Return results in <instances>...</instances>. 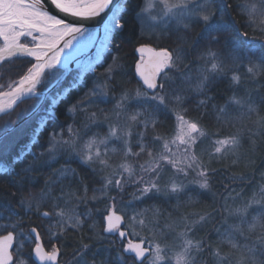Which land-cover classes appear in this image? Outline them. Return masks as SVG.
<instances>
[{
	"label": "snow or ice",
	"instance_id": "1",
	"mask_svg": "<svg viewBox=\"0 0 264 264\" xmlns=\"http://www.w3.org/2000/svg\"><path fill=\"white\" fill-rule=\"evenodd\" d=\"M237 7L247 16L249 27L256 24L257 18L262 20L259 31L264 38V0ZM194 25L201 27L199 40L185 46L183 34ZM230 31L231 25L217 16L216 0H0V80L5 75L10 77L0 84V116L10 115L25 100L36 101L0 126V174L14 173L22 190L25 181H36L33 173L51 168L60 159L64 161L45 179L39 198L25 199L22 195L18 201L25 214L54 219V224L46 228L29 224L25 231L23 217L17 214L13 219L11 214L5 217L0 212V221H6L0 222V230L7 233L0 235V264H60L63 244L51 241L61 240L69 227L80 231L90 219V239L118 235L120 247L114 264H207L205 255L215 264H264V171L260 173L259 191L251 198L229 189L222 197L221 209L195 213L194 220L187 215L176 222L166 219L172 243L163 238L164 230L159 228L163 216L160 206L138 207L161 198H175L179 204L182 194L192 201L190 186L196 198L210 191V181L217 171L212 167L214 161L230 160L233 165L246 161V166L253 165L255 139L250 137L252 147L244 149L239 132L223 138L219 133H209L200 119L186 115L184 107L189 99L186 93L203 95L225 74L228 61L233 65L232 84L241 82L236 70L239 67H244L246 76L253 79L264 74V44L247 39V32L237 30L236 35H224ZM133 36L137 41L134 54L139 56L133 74L137 85L133 89L121 87L116 96L119 86H114L113 73L123 65H117L114 53ZM222 41L223 49L214 50L213 46ZM93 48L95 53L89 56ZM73 63L75 68L71 67ZM96 67L104 71L85 78V72L94 73ZM81 89H86L83 95L73 99L72 93ZM210 99L205 95L197 100V108H206ZM113 100L111 109L89 112L90 106ZM228 103L244 105L235 93ZM61 106L63 114L72 117V124L60 122ZM247 107L249 113L256 111L251 104ZM218 112L217 119L226 116L227 103ZM78 114L85 117L80 128L74 126ZM169 120L174 123L167 132L157 131ZM255 124L264 130V117ZM101 126L107 127L106 133L88 136L92 127ZM45 131L48 136L41 144ZM114 142L120 144L119 149L112 146ZM36 146H40L39 152L32 150ZM117 151L121 161L113 165L110 153ZM28 156L31 160L25 163ZM77 162L98 177L95 182L100 186L92 189L91 197L87 195L85 177L72 167ZM17 164L24 165L20 171H16ZM244 178V173L231 177L233 181ZM57 186L58 194L53 192ZM73 200L76 206L85 205V211L78 213ZM89 200L104 203L105 207L94 212L87 207ZM253 205H259L262 211L248 223L246 235L241 225ZM42 207L47 210L41 211ZM221 212L226 214L221 224L227 227L223 231L215 229L217 241L194 235L197 226L209 223L214 214ZM97 214L99 221L93 218ZM230 216L239 217L240 223L228 224ZM38 229L47 232V246ZM257 229L251 244L236 242V233L248 240ZM109 243L115 246L116 240ZM221 245H228V251H223ZM90 248V244L80 241L75 264H89L85 256ZM91 264H97L95 259ZM99 264L109 262L105 259Z\"/></svg>",
	"mask_w": 264,
	"mask_h": 264
},
{
	"label": "trees",
	"instance_id": "2",
	"mask_svg": "<svg viewBox=\"0 0 264 264\" xmlns=\"http://www.w3.org/2000/svg\"><path fill=\"white\" fill-rule=\"evenodd\" d=\"M252 0H216V9H217V16L223 17L225 21H227L231 25V31L229 33H225L224 35H236L237 30L241 33L247 32L248 37L247 39L254 41L257 45L264 44V38H262L261 32L259 31V28L261 27L262 20L260 18H257L256 24L253 26L256 28V31H253V27H249L248 25V18L246 15L241 14V9L237 7V5L245 4V3H251ZM231 5V7H229ZM201 31V27L199 25H194L192 29L183 34L187 40V45L190 46L197 42L199 40L198 34ZM146 42V41H145ZM164 43H171L170 41H165ZM137 46V41L135 37H132V40L130 43H125L121 45V49L119 52L114 53L115 56L118 57L117 59V65H123V67H116L113 78L115 80V85H118L119 87L116 88L115 95L118 96L120 92L121 87H126L129 89H133L137 85V78L134 77L135 72V61L139 59L137 54H134V47ZM155 46V44H153ZM172 46H175L174 44ZM214 50L223 49L224 44L223 41L220 45L213 46ZM200 49H197L199 51ZM226 55V52H225ZM193 59H195V53L193 55ZM200 63H203V61H200ZM193 69H195V65H193ZM238 71V74L241 76V82L239 85L232 84L231 82V75L233 74V65L230 61L227 62V67L225 70V74L221 76L219 79H216L215 82L206 90V92L203 95H197L194 92L188 91L186 94L189 96V99L186 101L184 107L187 109L186 115L193 119H200L202 125L205 127L206 131L209 133H219V136L223 138L224 136L234 134L239 132L240 138L242 139L244 146V149H249L252 147L250 143V137L252 139L256 140V147L255 152L253 154V165L246 166L247 162L242 161L239 165H233L231 164L230 160H223V161H214L212 164V167L217 169V171L213 174L211 183V190L205 191L202 194L199 195L198 198L195 197V191L190 186V191L193 193V200L188 201L187 197L185 195H181V206L180 209L185 214H189L190 218L192 220L197 219V217L193 214L195 213H203L205 211H211L212 208L221 209L224 200L222 199L223 196L227 195V191L229 189H236L237 192L242 191L245 198H251L254 192L259 191V186L262 183L260 180V173L264 171V130L258 129L257 125L250 126L248 128H237L234 131V124L236 123L233 118H230L234 116H238V111H236L237 107L239 105L234 103H228L229 98L232 97L233 93L236 94L237 98L241 99L243 102L250 101L251 104L257 106V114H254L252 117H255V121H257L259 118L264 117V74L256 77L255 79L247 77L246 76V69L244 67H239L236 69ZM2 70H0L1 72ZM102 71H104V68L97 67L93 72L88 71L86 72L85 78L91 79L93 75L99 76ZM128 73V75H125V73ZM195 75V72L193 73ZM130 81V83L128 82ZM179 83V82H178ZM86 89H81L79 92H73L72 98H78L79 96L83 95V92ZM112 93H110V96ZM210 96L212 99L208 101L206 108H197L196 101L199 99H202L203 96ZM35 100H25L23 103H20L18 107L14 109L12 112L13 114L16 109H22L27 110L32 107L33 104H35ZM111 105L108 106V108L111 109V107L114 105L115 101L113 100L110 102ZM113 103V104H112ZM227 103V115L226 116H220V119H217V116L220 115L218 112L219 107L224 106ZM106 104H99L95 106H90L89 112L97 110L98 108H104ZM213 105L216 106V108H213ZM261 109V110H260ZM131 111V110H130ZM12 113L10 115H2L0 116V126H3L4 123L10 119H15L16 114L20 112H16L13 116ZM83 119V120H82ZM85 120L84 114H78L76 117V123L75 127L80 128ZM60 122L66 123V124H72L73 119L70 116H65L63 114V106H61V112H60ZM174 123V120H169L166 122V126L157 129L159 132H167L168 127L171 126ZM138 129H135L137 131ZM65 135H67V129H64ZM99 132L101 135L106 133V126L101 127H92L91 130L88 133V136H90L92 133ZM149 134H151V129H149ZM255 134V135H253ZM48 136V131H45L41 134V144L44 143ZM88 136H84V139H88ZM26 139V138H25ZM24 141H21V144ZM205 147L207 146V141L205 142ZM19 147V145L17 146ZM35 152H39L40 146H36L32 149ZM15 152V150H14ZM10 159V157L8 158ZM31 160V157L28 156L25 160V163ZM8 160H5L4 163H7ZM64 163L62 159H60L59 163H53L52 167L49 169H45L42 172L33 173L32 175H35L37 177L36 181L34 183H29L25 181L23 189H19L18 185L16 184V180L18 179L15 174H0V212H3L4 216L7 217L8 215H12L13 219L17 218V214L19 217H23L24 219V225H25V231H27L29 224L32 226L35 225H43L44 228H46L49 224H54L55 220H49L47 218L41 219L38 218L37 215H34L32 213L25 214V211L23 208L19 206V199L23 195L25 199H33V198H39L41 189L44 187V181L45 179L56 169H59L60 166ZM23 164H17L16 165V171H20V169L23 167ZM73 168H76L77 171L85 177V183L88 184V197H91L93 195V188H98L100 185L98 182V177L94 178L91 171L87 168H82L79 163H73ZM240 173L245 174L244 180L240 181H233L231 179L233 174L239 175ZM67 183V182H65ZM73 188L76 187V184L74 183ZM132 189L129 188V191ZM53 192L58 194V186L53 189ZM15 193V195H13ZM78 194H82V191ZM99 195V193H97ZM128 199V197H125V201ZM173 198L165 200L161 198L160 200H151L148 201L144 205H138V207L143 208L147 207L152 204L161 205L162 209L164 211V214L162 217H160L161 223L159 224V228L166 229L163 224L166 219H168L170 222H175V219H171V216L165 215L167 211H172L173 206ZM231 204L232 202L229 201ZM240 203L239 200L236 201V204L238 205ZM72 206L75 207V210L78 213H82L85 211V205L80 204L79 206H76V202L73 200ZM88 208H92L95 212L96 208L103 209L105 207L104 203H100L97 201L89 200V203L87 205ZM117 207H120L119 204H117ZM47 210L46 208H41V211ZM259 211H262L261 207L259 205H253L251 207V210L249 211V215L246 216L245 220L246 222L241 225V227L244 229L245 234L247 233V227L248 223L252 222V219L254 216L258 214ZM223 215H226L224 213L214 214L215 218L210 221L209 223H206L202 227L199 226V230L194 232V235L196 237H204L205 240H211L213 242L217 241V234L215 229L220 228V230L227 227V225L221 224V217ZM95 220L99 221L100 216L94 215L93 217ZM0 222H6V221H0ZM92 223V220L86 221L83 228L80 231H77L76 229H73L69 227L67 231L64 233L61 240H52L51 243L56 244H63L62 248V255H61V262L63 264H75V261L77 260V254L76 250L80 247V241L82 240L83 243H87L91 245V248L86 253L85 259L89 261V264H91L92 260L95 259L97 264L101 260L107 259L109 264H114L115 257L117 255V248L120 247V242L116 240L117 234L113 236H107L106 239H90L93 237L92 230L88 227L89 224ZM240 223L239 217L236 216H230L228 217V224H238ZM103 225H101V228ZM125 227H123L124 229ZM41 231L42 239L45 241L46 246L48 242V234L43 229H38ZM58 228H53V231H58ZM137 231L139 229L137 228ZM259 232V229L256 230L255 233L250 234V239L245 240L244 237L240 236L238 233L235 234V236L238 238L237 243L244 244L249 243L251 244L252 240L255 239L256 234ZM6 234V231L0 230V235ZM110 240H116V245L112 246L109 241ZM25 251L28 250V244L25 242ZM16 246V245H15ZM223 251H228V245H221ZM15 250V248H14ZM205 259L207 261V264H215V261L208 255H205Z\"/></svg>",
	"mask_w": 264,
	"mask_h": 264
},
{
	"label": "rangeland",
	"instance_id": "3",
	"mask_svg": "<svg viewBox=\"0 0 264 264\" xmlns=\"http://www.w3.org/2000/svg\"><path fill=\"white\" fill-rule=\"evenodd\" d=\"M97 68V67H96ZM95 68V69H96ZM2 72V71H1ZM88 72V71H87ZM103 72V71H102ZM9 79H10V77L8 76V75H5L4 76V79L3 80H0V84H2V83H7L8 81H9ZM113 104V103H112ZM249 104H251V102L250 101H248V102H244V105L243 106H241V105H239L238 107H237V109H236V111H238V116H233L232 117V115L230 116V118H233V120H235V124H234V131L237 129V128H241V129H244V128H248V127H250V126H253V125H255V123L253 122L254 121V119H255V117H252L254 114H257V111H258V109H257V106L256 105H254L253 103L251 104L255 109H256V111H254V112H251V113H249L248 112V105ZM111 105V103H108V104H106L105 105V107L106 108H108V106H110ZM95 106V105H94ZM113 107V106H112ZM111 107V108H112ZM108 109H110V108H108ZM17 111H15V113L16 112H21V110L22 109H16ZM261 110V109H260ZM14 113V114H15ZM13 113H12V115L11 116H13L14 115ZM101 119H102V117H101ZM83 120V119H82ZM172 122H173V120H172ZM134 131H135V128L133 129ZM106 131H107V127H106ZM241 143H242V145H243V147L245 146L244 144H243V142H242V139H241ZM112 146H114V147H116L117 149H119L120 148V144L119 143H115L114 142V144L112 145ZM121 161V155H120V153H119V151H117L116 153H110V158H109V162L110 163H112L113 165H115V164H117V163H119ZM188 179H194V177L193 176H189L188 177ZM173 206H172V211H167L166 213H165V215H167V216H169V214H171V219H175V222L176 221H179V219H180V217L181 216H183V215H187V216H189V214H185L183 211H181V209H180V206H181V202H182V199H181V196H180V200H179V204H177V200L175 199V198H173ZM160 206V208L162 209V206L161 205H159ZM163 210V209H162ZM251 210V208L249 209V211ZM259 212H261V211H259ZM258 212V213H259ZM163 214H164V211H163ZM248 215H249V212H248ZM247 215V216H248ZM162 217V216H161ZM189 219L190 220H192L191 218H190V216H189ZM161 223V221H159V224ZM251 223V222H250ZM162 225H164L165 226V222H163V224ZM160 229H162V228H160ZM164 230V237L163 238H165L166 240H167V242L168 243H172L173 242V235L169 232V230L166 228V229H163ZM197 230H199V226H197V228L195 229V232L197 231ZM224 229H222L221 231H223ZM177 233L180 231V228H177L176 230H175ZM216 234H217V232H216ZM218 238V237H217ZM235 239H236V242H237V237L235 236ZM116 240L118 241V242H120L119 241V238H118V235H117V238H116ZM125 243H126V241H125Z\"/></svg>",
	"mask_w": 264,
	"mask_h": 264
},
{
	"label": "water",
	"instance_id": "4",
	"mask_svg": "<svg viewBox=\"0 0 264 264\" xmlns=\"http://www.w3.org/2000/svg\"><path fill=\"white\" fill-rule=\"evenodd\" d=\"M101 35H102V33H101ZM95 52V48H93V49H91L90 50V52H89V56H91L93 53ZM81 59H87V57H81ZM71 67L72 68H75L76 67V65H75V63H73L72 65H71ZM124 224H122L121 226H123ZM15 235V234H14ZM108 235H111V234H108ZM15 247V240H14V243H13V248Z\"/></svg>",
	"mask_w": 264,
	"mask_h": 264
},
{
	"label": "bare ground",
	"instance_id": "5",
	"mask_svg": "<svg viewBox=\"0 0 264 264\" xmlns=\"http://www.w3.org/2000/svg\"><path fill=\"white\" fill-rule=\"evenodd\" d=\"M137 56H138V54H137ZM139 57V56H138ZM7 234V233H6ZM3 235H5V234H3ZM62 255V254H61Z\"/></svg>",
	"mask_w": 264,
	"mask_h": 264
}]
</instances>
